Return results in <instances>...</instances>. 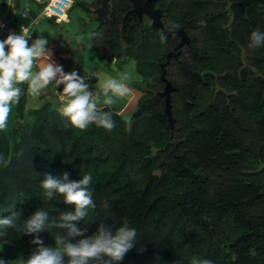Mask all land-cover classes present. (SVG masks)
<instances>
[{
	"label": "trees",
	"instance_id": "trees-1",
	"mask_svg": "<svg viewBox=\"0 0 264 264\" xmlns=\"http://www.w3.org/2000/svg\"><path fill=\"white\" fill-rule=\"evenodd\" d=\"M4 2L5 0H1ZM28 8L33 19L43 3ZM26 0H12L14 19ZM101 0L79 2L93 11ZM166 28L183 27L191 38L165 66L176 89L167 129L161 64L179 42L165 38L150 19L140 20L129 0H110L107 20L93 28L90 44L109 61H134L142 93L127 124L113 107L116 127L71 126L49 102L26 108L27 86L0 132V219L37 210L50 219L72 211L63 197L46 200L45 175L90 174L97 204L86 224L92 235L103 223L114 232L123 220L137 230L134 246L113 264H189L195 255L213 264H264V46L248 47L252 31L264 32V0H150ZM51 24L53 18L46 17ZM178 27V28H179ZM143 84V85H142ZM112 204L108 214L102 201ZM0 236V259L13 264L37 247L16 229ZM39 234L54 247V233ZM76 237L74 239H80Z\"/></svg>",
	"mask_w": 264,
	"mask_h": 264
},
{
	"label": "clouds",
	"instance_id": "clouds-1",
	"mask_svg": "<svg viewBox=\"0 0 264 264\" xmlns=\"http://www.w3.org/2000/svg\"><path fill=\"white\" fill-rule=\"evenodd\" d=\"M38 2L44 4L43 0ZM170 27L178 28L179 25L170 24ZM30 39V30L24 26L18 34L9 33L5 39L0 40V132L8 130L13 107L19 104L21 96L24 95L23 85L27 86V92L34 97L39 96L49 85H54L56 89L62 86L60 114L71 126L85 130L94 124L106 131H112L116 127L113 113L103 110L98 101L102 95L103 106L112 107L117 98L128 96L129 75L122 73L118 78L105 77L100 81L98 91H90L86 77L75 70L65 72L63 66L52 59L51 52L46 47L48 39L37 35L29 43ZM261 46H264V32L256 29L250 34L248 47L255 49ZM7 162L6 157L0 154V163ZM91 182L90 174L83 175L79 181H70L67 173L60 178L45 175L40 182L44 198L52 200L59 195L63 197L64 203L73 205L74 210L61 212L51 219L47 211L37 210L22 226L17 224L19 213L0 219V229H16L35 237L31 243L37 247L32 254L26 260L18 258L13 264H113L123 259L134 246L138 235L137 230L130 227L127 220H123L114 232L101 223L90 236L85 235L87 227L78 226L86 224L97 209ZM111 207L112 204L108 201L101 202L105 214L109 213ZM53 229L64 231L54 233V247L44 246L39 234L45 230L52 232ZM6 234L7 232L0 231V236ZM76 237L82 238L74 239ZM0 264L8 262L0 259ZM189 264L213 262L193 255Z\"/></svg>",
	"mask_w": 264,
	"mask_h": 264
},
{
	"label": "rangeland",
	"instance_id": "rangeland-1",
	"mask_svg": "<svg viewBox=\"0 0 264 264\" xmlns=\"http://www.w3.org/2000/svg\"><path fill=\"white\" fill-rule=\"evenodd\" d=\"M90 2L91 0H74L70 10L67 12V20L51 24L44 17L33 25L30 35L36 39L40 35L48 39L49 43L46 47L50 50L52 59L63 66L65 72L78 71L87 78L90 91H98L99 83L105 77L118 78L120 74L127 73L129 80L127 81L130 93L124 98H117L113 104L118 112H120L127 124L130 123L131 115L136 108V102L140 94L139 89L135 88L141 79L135 72L134 61L127 59L124 61H109L98 56L99 51L90 44L89 36L93 30L95 13L82 8L79 2ZM35 8V4L26 0L24 9ZM15 10L12 0H0V20H4L5 24H9L18 32L20 24H30L31 19L26 17L22 20L14 19ZM23 17V16H22ZM6 36L0 28V40ZM143 85V84H142ZM62 86L55 88L49 85L39 96H32L27 92L26 108H34L40 106L43 102H49L51 106L60 111L62 101L60 99V91ZM99 106H103V96L98 101Z\"/></svg>",
	"mask_w": 264,
	"mask_h": 264
},
{
	"label": "water",
	"instance_id": "water-1",
	"mask_svg": "<svg viewBox=\"0 0 264 264\" xmlns=\"http://www.w3.org/2000/svg\"><path fill=\"white\" fill-rule=\"evenodd\" d=\"M132 3V12L137 15V17L142 20L143 17L150 19L152 26L159 29L163 37H177L179 42L177 45L167 53L166 62L161 64L162 74L161 78L164 82V87L158 94L164 97V111L167 119V129L170 130L174 126L175 119L172 116L170 95L176 89V87L165 77V66L172 58H178L180 50L184 45L190 43L191 38L183 27L177 29H168L165 27L162 21V11L157 8L154 10L149 9L148 2L150 0H129ZM110 9V0H101L100 6L94 9L95 18L93 21L94 27L100 26L104 21L107 20Z\"/></svg>",
	"mask_w": 264,
	"mask_h": 264
},
{
	"label": "built area",
	"instance_id": "built-area-1",
	"mask_svg": "<svg viewBox=\"0 0 264 264\" xmlns=\"http://www.w3.org/2000/svg\"><path fill=\"white\" fill-rule=\"evenodd\" d=\"M41 1V0H36ZM44 4L42 8L39 10L36 17H34L30 24L21 23L20 28L27 26L30 28L36 21H38L41 17H53L56 21L66 20V14L69 8L71 7L73 0H43ZM24 17L28 16V10L25 9L22 13ZM0 28L7 36L9 33H19L16 29H14L9 24H5L4 20H0ZM34 38L31 36L29 43Z\"/></svg>",
	"mask_w": 264,
	"mask_h": 264
},
{
	"label": "crops",
	"instance_id": "crops-1",
	"mask_svg": "<svg viewBox=\"0 0 264 264\" xmlns=\"http://www.w3.org/2000/svg\"><path fill=\"white\" fill-rule=\"evenodd\" d=\"M120 113V112H119Z\"/></svg>",
	"mask_w": 264,
	"mask_h": 264
}]
</instances>
